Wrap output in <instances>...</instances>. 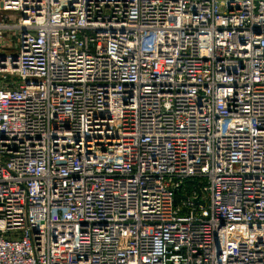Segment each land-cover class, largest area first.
Returning <instances> with one entry per match:
<instances>
[{"label": "built area", "instance_id": "built-area-1", "mask_svg": "<svg viewBox=\"0 0 264 264\" xmlns=\"http://www.w3.org/2000/svg\"><path fill=\"white\" fill-rule=\"evenodd\" d=\"M0 11V264H264V0Z\"/></svg>", "mask_w": 264, "mask_h": 264}, {"label": "rangeland", "instance_id": "rangeland-1", "mask_svg": "<svg viewBox=\"0 0 264 264\" xmlns=\"http://www.w3.org/2000/svg\"><path fill=\"white\" fill-rule=\"evenodd\" d=\"M2 13L3 12H1L0 11V21H1V19H2ZM4 14V13H3ZM9 14H11V13H9ZM10 22H14V20L13 19H10ZM10 50H4V51H2V52H9Z\"/></svg>", "mask_w": 264, "mask_h": 264}, {"label": "water", "instance_id": "water-1", "mask_svg": "<svg viewBox=\"0 0 264 264\" xmlns=\"http://www.w3.org/2000/svg\"><path fill=\"white\" fill-rule=\"evenodd\" d=\"M197 202H201L199 199H196Z\"/></svg>", "mask_w": 264, "mask_h": 264}]
</instances>
